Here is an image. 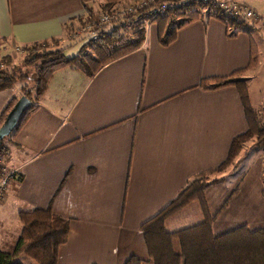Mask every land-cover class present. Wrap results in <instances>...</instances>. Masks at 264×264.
I'll list each match as a JSON object with an SVG mask.
<instances>
[{"label":"crops","instance_id":"0c3cea01","mask_svg":"<svg viewBox=\"0 0 264 264\" xmlns=\"http://www.w3.org/2000/svg\"><path fill=\"white\" fill-rule=\"evenodd\" d=\"M105 2L0 0V43L6 42L0 60L8 53L18 60L12 46L29 49L33 43L59 46L66 56L68 50L79 53L89 38L70 34L86 16L109 10ZM206 10L168 44L160 42L157 22L145 25L139 48L108 60L92 77L66 66L53 72L47 91L35 100L38 106L4 142L7 163L22 178L8 184L1 200L2 233L16 242L22 229L18 212L49 207L69 224L68 238L58 248L59 264H124L132 255L147 259L140 225L195 173L227 158L233 137L247 129L235 85L210 89L201 81L248 65L258 42L246 30L230 35L225 21ZM115 26L107 23L100 30ZM76 42L79 47H72ZM245 72L237 77L249 78ZM25 83L0 89V117ZM258 90L263 94L264 86ZM242 150L235 170L216 172L213 176L223 180L205 191L216 234L239 224L264 228V152H256L241 170ZM13 244L0 248L11 250Z\"/></svg>","mask_w":264,"mask_h":264},{"label":"trees","instance_id":"16d2710c","mask_svg":"<svg viewBox=\"0 0 264 264\" xmlns=\"http://www.w3.org/2000/svg\"><path fill=\"white\" fill-rule=\"evenodd\" d=\"M117 1L106 0L104 6L110 8ZM205 7L209 16L219 17L225 21L230 29V35L244 30L249 32L243 27L244 23H247L246 20L235 21L221 11L220 7L194 2L181 7L180 10L168 11L166 14L139 16L131 13L124 17L122 25L110 30H100L97 39L88 40L87 46L74 55L66 56L63 48L59 47L39 50L41 44L34 43L26 49L31 53L24 55V59L18 64L10 65L12 62L10 53L3 55L6 66L0 65V89L29 78V75L20 69L22 64L35 63L36 78L33 88L27 83L22 84V92L33 99V104L23 111L15 129L2 139L1 145H4L7 137L10 138L20 129L23 122L38 106L35 100L47 91L49 80L58 67H73L92 77L108 60L139 48L146 37L145 25L157 22L159 40L162 44H168L177 37V30L182 25L198 19ZM256 47L254 43L250 51L251 59L245 67L234 70L228 76H209L201 81L203 87L210 89L221 85H235L241 95L245 117L248 119L246 131L233 137L227 158L218 166L195 173L174 199L140 225L147 246V259L132 255L124 264H264V228L251 229L247 224H239L223 233H214L212 222L215 213L210 212L205 194L208 185L223 180V177L213 176L214 173L232 163L248 140H253L256 147L264 152V122L251 102L247 77H237L246 69L255 68L257 65L260 54ZM32 92L33 97H31ZM15 100L16 98L10 99L6 105L0 117V124L10 107L15 104ZM192 202H197L200 206L202 220L185 227L167 230L166 219ZM18 214L22 229L11 250L0 248V264H26L20 259L22 255L30 256L37 264H59L57 262L59 245L68 238L67 218L53 212L49 207L20 210Z\"/></svg>","mask_w":264,"mask_h":264},{"label":"built area","instance_id":"2783aa9c","mask_svg":"<svg viewBox=\"0 0 264 264\" xmlns=\"http://www.w3.org/2000/svg\"><path fill=\"white\" fill-rule=\"evenodd\" d=\"M194 2L220 7L221 11L235 21L256 20L258 17L257 7L244 0H130L129 2H119L113 8L103 10L94 16H86L82 24L75 28L70 35L72 38H79L83 34V37L94 41L99 37V31L106 23H115L116 26L122 25L124 17L131 15V13L139 14V16L142 14L152 16L166 14L168 11L180 10L181 7L191 5ZM12 52L23 55L29 53L21 45H13ZM0 65L6 66L2 60H0ZM7 155L5 146L0 145V203L5 192H7L8 184L13 180L22 178L19 169L8 165Z\"/></svg>","mask_w":264,"mask_h":264},{"label":"rangeland","instance_id":"374dc122","mask_svg":"<svg viewBox=\"0 0 264 264\" xmlns=\"http://www.w3.org/2000/svg\"><path fill=\"white\" fill-rule=\"evenodd\" d=\"M247 1H249L251 5H254L257 7L256 9L258 11V15L260 16V18H258L256 20L253 19V20L247 21L246 24L244 23L243 27L247 28L249 30V32L251 33L252 37L254 38V40L256 42H258V45H259L258 50H259L260 58L258 59V63L255 66V68L250 69L248 72L246 71L244 75L247 74V76H249V78H247V80L250 81L249 89L253 95L251 98L252 103L255 104V106L257 108L258 115H259V117L262 118V121L264 122V93L261 94V92L258 90L259 85L262 86V88L264 86V0H247ZM82 22H83V19L81 20V23L79 24V26L82 24ZM82 35H80V37ZM72 39H76V38H72ZM2 43H0V49L5 47L4 45L6 42H2ZM71 45H72V47H75V48L79 47V42H76V43L71 44ZM58 47L59 46L49 44L48 46H46L44 48L43 47L39 48V50H45V49L52 50V49H58ZM78 51L81 52L82 50H80V48H79ZM29 53H31V52H29ZM18 55H20L18 60H12V61H14V64L20 63L21 60L24 59L23 57L26 54L23 55V54L18 53ZM70 55H71V51L68 50L67 56H70ZM35 66H36V64L33 63V64H24V65L22 64L20 67V69H22L23 73L29 75V78L26 81H27L28 86L30 88H33L35 78H36ZM66 67H67V70L70 69L69 66H66ZM33 95H34V93L32 92L31 97H33ZM8 139H9V137H7L5 139L6 142L8 141ZM253 142H254L253 140L248 141V144L242 150L241 155L243 156V158H242L241 165L239 166L241 168V170L246 168V164H248L251 161V159L254 158V156L256 155L255 154L256 152L262 151V150L258 149L256 147L255 143H253ZM238 157L239 156H237L236 160H234L232 163H229L226 167L225 166L224 167L227 169L230 167L233 169L232 171H234L235 165L239 164V161L237 159H240V157L239 158ZM263 185H264V182H263ZM205 194H206V192H205ZM191 204H193V203L188 204V206H185L180 211L177 210L176 213L171 215L169 221H167V223H165V228L167 230H174L177 228L188 226L189 224L191 225V224L199 222L201 220V214L199 212L195 211L197 207L191 206ZM11 222H13V221H11ZM10 227H12V230L14 229V225H10ZM250 227H251V229L255 228L254 226H250ZM2 230L3 229L0 227V246L1 247H3V246L4 247H11V246H9V243L10 244L15 243L12 241L13 236H11V235L8 236V234H4V232L2 233ZM20 259L23 261V263H26V264H37L36 261L34 259H32L30 256L28 257L26 255H22Z\"/></svg>","mask_w":264,"mask_h":264},{"label":"water","instance_id":"95a60500","mask_svg":"<svg viewBox=\"0 0 264 264\" xmlns=\"http://www.w3.org/2000/svg\"><path fill=\"white\" fill-rule=\"evenodd\" d=\"M31 104H33V101L24 93L16 98L15 104L10 107L6 113V117L0 124V145L3 142L2 139L8 135L12 129H15V125L18 119L23 115V111Z\"/></svg>","mask_w":264,"mask_h":264}]
</instances>
